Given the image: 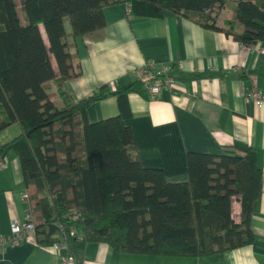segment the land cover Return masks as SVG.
Wrapping results in <instances>:
<instances>
[{
  "label": "trees",
  "instance_id": "1",
  "mask_svg": "<svg viewBox=\"0 0 264 264\" xmlns=\"http://www.w3.org/2000/svg\"><path fill=\"white\" fill-rule=\"evenodd\" d=\"M228 2L235 10L220 26L217 17ZM115 4H124L128 16L171 11L244 45L264 42V0H0V131L20 127L0 144V161L13 152L24 182L35 186L30 209L37 241L64 240L77 262L88 242L120 253L182 257L249 244L261 193L253 149L243 155L189 151L187 179L169 181L139 160L124 122L130 87L103 85L79 99L66 90L65 82L81 74L76 37L104 27L103 8ZM109 95L119 97V113L88 121L89 105Z\"/></svg>",
  "mask_w": 264,
  "mask_h": 264
},
{
  "label": "crops",
  "instance_id": "2",
  "mask_svg": "<svg viewBox=\"0 0 264 264\" xmlns=\"http://www.w3.org/2000/svg\"><path fill=\"white\" fill-rule=\"evenodd\" d=\"M233 12L221 11L217 24L223 26ZM103 15L104 27L75 39L81 74L65 82L70 96L79 99L103 85L108 91L130 87L124 122L139 160L160 168L169 181L187 179L189 151L243 155L253 149L261 193L250 217L253 240L244 246L182 257L120 253L106 243L88 242L78 253V264H264V103L257 108L246 97L252 86L264 92V42L244 45L171 11L159 18L134 17L124 4H115L103 8ZM145 65L153 71L168 66L174 87L152 96L138 76ZM119 111V97L109 95L90 104L86 116L94 122ZM19 131L18 124H11L0 131V140ZM34 192L35 186L23 180L19 158L8 152L0 168V236H8L11 222L35 204ZM232 211L237 220V201ZM58 262L54 244L38 242L33 231L19 243L0 245V264Z\"/></svg>",
  "mask_w": 264,
  "mask_h": 264
},
{
  "label": "built area",
  "instance_id": "3",
  "mask_svg": "<svg viewBox=\"0 0 264 264\" xmlns=\"http://www.w3.org/2000/svg\"><path fill=\"white\" fill-rule=\"evenodd\" d=\"M169 67L161 65L158 69H151L148 65L139 69L138 76L143 81L148 91L152 96L157 95L164 88H173L174 80L168 74ZM246 97L252 100L257 108L264 103V92L252 86L246 93ZM4 167V161H0V168ZM27 199V195L24 196ZM34 230L33 213L30 208L25 210V213L19 221H12L10 225V234L8 236H0V245L6 243H19L25 240L30 232ZM72 234H78L79 230L75 229ZM54 247L58 252V264H78L76 258L69 253L67 244L64 240L54 242Z\"/></svg>",
  "mask_w": 264,
  "mask_h": 264
},
{
  "label": "rangeland",
  "instance_id": "4",
  "mask_svg": "<svg viewBox=\"0 0 264 264\" xmlns=\"http://www.w3.org/2000/svg\"><path fill=\"white\" fill-rule=\"evenodd\" d=\"M231 10H235V3L234 2H228V4L225 6V8H224V10H223V13H224V15H228L229 13H230V11ZM13 128V127H12ZM7 133V135H10V134H8V132H6ZM19 133V132H18ZM2 134H4V133H0V136L2 135ZM15 136V134L14 135H12V136H6V137H4V139L3 140H0V143H4V142H6V141H8V140H10L11 138H13ZM33 199V198H32ZM31 207H33L32 205H31ZM32 211V213H33V210H31ZM80 229V228H79Z\"/></svg>",
  "mask_w": 264,
  "mask_h": 264
}]
</instances>
